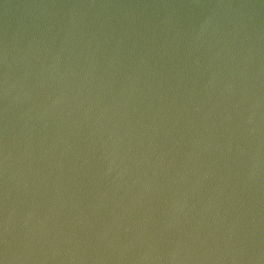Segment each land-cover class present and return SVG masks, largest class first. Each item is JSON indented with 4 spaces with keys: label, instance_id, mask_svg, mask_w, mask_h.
I'll list each match as a JSON object with an SVG mask.
<instances>
[{
    "label": "water",
    "instance_id": "1",
    "mask_svg": "<svg viewBox=\"0 0 264 264\" xmlns=\"http://www.w3.org/2000/svg\"><path fill=\"white\" fill-rule=\"evenodd\" d=\"M0 264H264V223L135 163L0 75Z\"/></svg>",
    "mask_w": 264,
    "mask_h": 264
}]
</instances>
